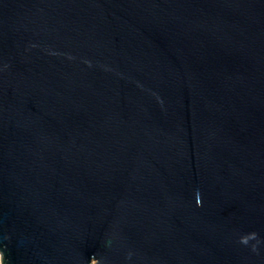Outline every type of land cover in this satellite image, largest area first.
<instances>
[{
  "label": "water",
  "instance_id": "water-1",
  "mask_svg": "<svg viewBox=\"0 0 264 264\" xmlns=\"http://www.w3.org/2000/svg\"><path fill=\"white\" fill-rule=\"evenodd\" d=\"M0 256L264 264V0H0Z\"/></svg>",
  "mask_w": 264,
  "mask_h": 264
},
{
  "label": "rangeland",
  "instance_id": "rangeland-1",
  "mask_svg": "<svg viewBox=\"0 0 264 264\" xmlns=\"http://www.w3.org/2000/svg\"><path fill=\"white\" fill-rule=\"evenodd\" d=\"M0 264H1V256H0Z\"/></svg>",
  "mask_w": 264,
  "mask_h": 264
},
{
  "label": "clouds",
  "instance_id": "clouds-1",
  "mask_svg": "<svg viewBox=\"0 0 264 264\" xmlns=\"http://www.w3.org/2000/svg\"><path fill=\"white\" fill-rule=\"evenodd\" d=\"M198 204H199V201H198Z\"/></svg>",
  "mask_w": 264,
  "mask_h": 264
},
{
  "label": "bare ground",
  "instance_id": "bare-ground-1",
  "mask_svg": "<svg viewBox=\"0 0 264 264\" xmlns=\"http://www.w3.org/2000/svg\"><path fill=\"white\" fill-rule=\"evenodd\" d=\"M2 264V263H1Z\"/></svg>",
  "mask_w": 264,
  "mask_h": 264
}]
</instances>
